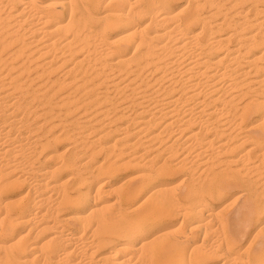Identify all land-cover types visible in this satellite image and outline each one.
Returning <instances> with one entry per match:
<instances>
[{
  "label": "bare ground",
  "instance_id": "obj_1",
  "mask_svg": "<svg viewBox=\"0 0 264 264\" xmlns=\"http://www.w3.org/2000/svg\"><path fill=\"white\" fill-rule=\"evenodd\" d=\"M216 257L264 264V0H0V264Z\"/></svg>",
  "mask_w": 264,
  "mask_h": 264
},
{
  "label": "rangeland",
  "instance_id": "obj_2",
  "mask_svg": "<svg viewBox=\"0 0 264 264\" xmlns=\"http://www.w3.org/2000/svg\"><path fill=\"white\" fill-rule=\"evenodd\" d=\"M208 9V8H207ZM207 9H205L206 11V13L209 11V9L207 10ZM255 117H253V116H250L249 118H248V120H247V123L245 124V126H248V125H252V124H255ZM251 123V124H250ZM64 146V147H63ZM64 148H65V144H63V145H61V147H60V151H62V150H64ZM129 169V168H128ZM127 169V170H128ZM125 170V169H124ZM124 170H122L121 172H119V176H121V178H123L122 180H125V179H127V178H130L131 177V175H132V172H131V169H130V171L128 172V171H124ZM124 173V174H123ZM179 173V172H178ZM176 174L175 175V178H174V182H179L181 179V177L183 176V172L182 173H179V174ZM31 183L30 182H28V181H25L24 182V184H21L22 186H20L19 188H21L20 190H19V193H20V196H21V194L23 193L24 194V192H26V190H28V189H26V188H29V185H30ZM241 185V186H240ZM28 186V187H27ZM231 186V187H230ZM24 187V188H23ZM243 188H244V186L241 184V183H232V182H225L223 185H222V187H221V189H222V191L224 192V194L225 195H229V197L227 198V200H226V202L228 201V200H230L232 197H235L236 195L238 196L239 194H240V192L243 190ZM24 189V190H23ZM22 191V192H21ZM22 194V195H23ZM19 195V194H18ZM177 224V223H176ZM248 225H250V224H246L245 226L246 227H248ZM166 229H167V231H169V229H168V227H166V226H164V225H162V227H160L159 229H156L153 233H152V237H154V235H156L157 234V236L158 235H160L161 233H163V232H166ZM244 229V228H243ZM161 231V232H160ZM163 231V232H162ZM160 232V234H158ZM156 237V236H155ZM214 259V258H213ZM219 259V260H218ZM215 260V261H214ZM214 260H212V261H214V264H217L218 262V264H220L221 263V261H220V257H216ZM217 260V261H216Z\"/></svg>",
  "mask_w": 264,
  "mask_h": 264
}]
</instances>
